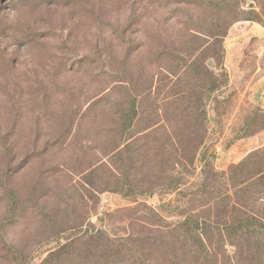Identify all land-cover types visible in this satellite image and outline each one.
Returning <instances> with one entry per match:
<instances>
[{"label":"rangeland","instance_id":"rangeland-1","mask_svg":"<svg viewBox=\"0 0 264 264\" xmlns=\"http://www.w3.org/2000/svg\"><path fill=\"white\" fill-rule=\"evenodd\" d=\"M169 1L186 4L0 0V264H55L51 252L69 244L56 264H99L86 232L149 251L157 234L176 244L188 215L223 221L224 177L264 148V24L245 21L262 1L229 0L233 14L220 0ZM190 31L206 42L224 31L228 83L217 102L204 99L203 138L189 135L184 61L219 70L204 42L185 47ZM101 177L132 195L104 190Z\"/></svg>","mask_w":264,"mask_h":264},{"label":"trees","instance_id":"trees-1","mask_svg":"<svg viewBox=\"0 0 264 264\" xmlns=\"http://www.w3.org/2000/svg\"><path fill=\"white\" fill-rule=\"evenodd\" d=\"M156 1L166 3L168 6L186 4L169 0ZM261 1L260 11L246 13L248 17L245 21L264 24V0ZM18 3L19 0H13L12 6L15 7ZM218 5L226 14L234 13V5L230 4L229 0H220ZM236 14L242 15L243 12L239 9ZM218 24L217 22L214 25L215 29L218 28ZM197 35L204 36L196 31H190L189 41L185 42V47L194 49V42H204L207 46H203L200 55L207 53L208 58L215 62L219 70V74L215 75L207 69L203 60L198 63L191 62L189 65L187 60L184 61L187 69L191 71L192 87L187 89V98L183 97V99L187 100L190 110L195 111L193 131L189 132V135L202 132L203 138L204 99H214L217 102L218 94L227 87L228 76L223 68L224 31L220 34L207 35L209 42L201 40ZM119 37L121 38V35ZM199 46L201 44H198ZM133 107L131 104L122 110L123 124L119 123L117 127L120 128L121 139L131 128ZM202 138L198 142L199 145L203 143ZM193 139L195 140L189 138V140ZM124 142L126 143L127 140ZM229 175L230 177H224L228 183L229 195L222 205V210L216 213V218L218 216L223 218L222 222L199 220L196 215H188L171 232V236L177 237L176 244L164 242L157 234L146 241L149 251H138L133 243L134 246L129 245L127 240L122 238H108L104 231H97L96 234L92 231L86 232L87 239H93L92 242L96 244L88 255L98 260L99 264H264V148L248 154L238 165L231 168ZM91 181L87 179V186H90ZM98 182L104 190L109 188L108 190L119 193L125 198H130L132 195L128 187L124 189L120 187L115 177H101ZM10 193L15 195L12 189ZM70 245H61L51 252V263H58ZM224 246L233 248V254L229 256L225 250H221ZM152 256L155 257L152 259Z\"/></svg>","mask_w":264,"mask_h":264}]
</instances>
